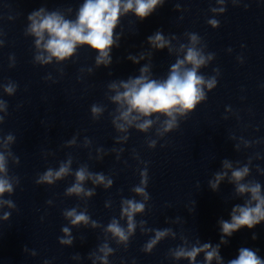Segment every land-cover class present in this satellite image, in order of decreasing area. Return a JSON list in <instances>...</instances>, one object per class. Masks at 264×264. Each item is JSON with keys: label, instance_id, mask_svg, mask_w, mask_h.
Wrapping results in <instances>:
<instances>
[{"label": "clouds", "instance_id": "clouds-1", "mask_svg": "<svg viewBox=\"0 0 264 264\" xmlns=\"http://www.w3.org/2000/svg\"><path fill=\"white\" fill-rule=\"evenodd\" d=\"M165 0H83L79 6L75 19L66 18L62 11H48L44 7L32 11L28 16V26L25 34L35 38V62L40 65H49L53 61L62 63L70 60L76 53L78 48L87 46L92 51L97 53L95 64L97 67H108L112 63L113 46L119 47L120 35L116 33L121 18L129 13L133 14L138 20L143 21L154 13L159 7L163 6ZM179 10V5L176 6ZM72 9L67 12L71 13ZM213 12H224L225 9H212ZM11 19V17H9ZM208 23L212 28H218L219 21L210 19ZM190 44L180 45V50L184 52L183 58L179 56L176 62L171 65L170 72L165 79L151 78L147 66L140 68V75L130 77L126 81L112 82L108 85L109 89L115 92V95L110 97L112 103L117 105L116 112L118 116L114 117L113 124L119 131H127L130 127H135L140 132H148L150 128L157 122L160 123V128L157 133L163 136L170 133L179 127L178 118L188 117L198 105L207 99V92L212 91L217 86L215 76L206 78L200 74V69L207 66L208 62L214 58V54L205 55L201 49L195 47L199 37L195 33H190ZM148 43L156 50H164L168 48L172 51L170 41L165 38L162 31H156L154 35L147 38ZM3 42L0 41V44ZM143 55L137 59L135 56L129 55L128 59L133 63H139L143 59ZM89 72L92 69H88ZM217 75L219 70L214 69ZM50 77H47L49 79ZM17 86L14 83L4 87V91L12 96L16 92ZM207 89V91H205ZM7 103L0 100V109H6ZM91 111L93 118L98 117L102 111L97 105H92ZM163 117V119H161ZM4 120L0 116V123ZM122 121V122H118ZM6 142L11 143L15 140L12 134L6 136ZM126 140L127 137H124ZM74 141H71L72 143ZM150 148L156 147V141L153 140L149 144ZM123 151V149H121ZM9 155H12L9 152ZM14 162L19 163V159L14 157ZM62 163L58 171L48 169L39 179L37 184H53L56 180L62 179L69 173V164ZM224 169H232V163L228 160L222 162ZM6 157L0 153V198H3L5 193L11 195L14 192L13 184L8 178ZM249 167L233 169L231 171L230 182L235 184V190L238 195L250 196V199L240 205H235L230 213L231 219L219 221L221 230L220 244L213 246L211 243H203L200 246H193L190 250L180 247L175 252L176 259H187L190 264H196V259L200 253H204V264H211L215 259L217 264H224V260L220 255V245L227 244L225 237H231L234 232L247 227L254 228L256 225L264 222V195L261 192V184L257 181H243L249 175ZM228 175L226 171L215 174V179L209 181V185L213 191L218 190L220 182ZM92 174H87L83 168L75 172L76 183L66 190L67 195H80L83 193L86 196H92L94 190L85 191L82 187L86 179H92ZM105 177L102 174H95L93 182L96 184H104ZM17 179V183H18ZM112 180H108L105 187L112 185ZM148 184L147 169L141 172L140 185L136 186L133 191L137 195H142L144 200L149 199L146 191ZM51 203V201H48ZM0 204H7L10 208H15L16 205L12 200L0 199ZM145 204L134 199H125L122 201L121 218H127V234L119 222L115 219L107 226V231L117 239V243H124L127 246L129 235L135 230L134 217L137 213L143 212ZM11 213H4L3 219L8 220ZM66 219H69L71 224L79 226L88 224L90 217L85 212L77 213L76 209L67 210L64 212ZM96 221H92V226L95 227ZM62 232L69 236V239L60 238L61 245L73 244L71 230L68 227H63ZM170 229L156 230L155 239L150 240L143 251L151 253L157 242L168 235ZM253 235V239H255ZM27 251V249H24ZM104 252V256L100 257L102 264H107V256L113 253V249L107 245L100 249ZM35 254V253H33ZM227 264H264V258H261L257 251L250 248L242 247L239 249L237 258L231 259Z\"/></svg>", "mask_w": 264, "mask_h": 264}]
</instances>
